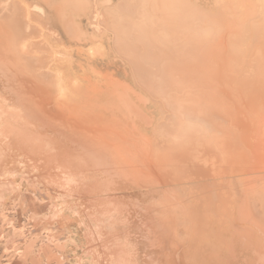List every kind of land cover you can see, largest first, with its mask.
I'll use <instances>...</instances> for the list:
<instances>
[{
    "label": "rangeland",
    "instance_id": "rangeland-1",
    "mask_svg": "<svg viewBox=\"0 0 264 264\" xmlns=\"http://www.w3.org/2000/svg\"><path fill=\"white\" fill-rule=\"evenodd\" d=\"M258 89L264 0H0V264H264Z\"/></svg>",
    "mask_w": 264,
    "mask_h": 264
},
{
    "label": "bare ground",
    "instance_id": "bare-ground-1",
    "mask_svg": "<svg viewBox=\"0 0 264 264\" xmlns=\"http://www.w3.org/2000/svg\"><path fill=\"white\" fill-rule=\"evenodd\" d=\"M223 70H225V69H223ZM225 76V75H224ZM227 77H229V76H227ZM29 83V82H28ZM27 83V84H28ZM35 84V83H34ZM29 85V87H26V90L24 91V92H26L27 91V93L29 94V96H33V97H35V99L38 101V106H36L35 108L38 110V113H41L43 116H44V119H43V121L41 120V121H38V122H36V120L39 118L36 114H34V112L32 111V109H28L25 105H22L23 107H21V109H22V111H24L26 114L25 115H22V112H21V109H20V113L18 112V114H19V118H21L22 117V119H23V121H22V123L25 125V127L24 128H26V127H28V128H34L35 127V129L37 128L38 129V127L40 126L39 124H41L43 127H46V128H48V125L50 124V121L51 120H53V119H51V118H49L48 117V112H47V109H48V104H49V101H48V99L47 98H49V96H47L46 94V92H45V88H43V89H41L40 87H38L37 85ZM25 85V84H24ZM119 85V84H118ZM25 87V86H24ZM24 90V89H23ZM260 89H258L257 91H251L250 92V94H251V97L250 98H248V99H242L241 100V108H240V112L244 115V118H249V128H248V130L247 131H249V135H251V139H252V142H253V144L254 145H252V148H254L253 150L255 151V154H256V156H257V159H256V164H255V166H253V168L251 169V166H250V168H249V166H247L248 168L247 169H251L252 170V172H251V170L249 171V172H247V173H249L250 174V172H251V174H254V176H255V174H263L264 175V115L263 116H257L256 114H257V112H254L253 110H252V106L254 105V104H257V103H259V102H261V98H260V96H261V91H263V90H261V91H259ZM49 93V92H48ZM25 94V93H24ZM124 94V93H123ZM249 94V95H250ZM51 95V94H50ZM260 95V96H259ZM238 96V95H237ZM33 97H31L32 98V100H33ZM51 97V96H50ZM52 98V97H51ZM50 98V99H51ZM240 98V97H239ZM242 98V97H241ZM6 99V98H5ZM33 101H35V100H33ZM14 104V103H13ZM60 105V104H59ZM58 105V106H59ZM15 106V105H14ZM263 107H264V105H262ZM61 107V106H60ZM27 109V111L28 112H31L33 115L30 117L29 116V114H27L28 112L26 111V109ZM51 108V107H50ZM258 108V107H257ZM15 109V108H14ZM54 109H56L55 107H54ZM60 109V108H59ZM64 109V108H63ZM67 111H70V110H67ZM131 111V110H130ZM259 111V110H258ZM57 112H60V110H58ZM239 112V113H240ZM260 112V111H259ZM63 113V112H62ZM66 113V112H65ZM67 113H69V112H67ZM70 113H71V111H70ZM262 113H264V110L262 111ZM17 114V113H16ZM51 114V113H50ZM53 114V113H52ZM61 114V112L59 113V115ZM241 114V115H242ZM27 115V116H26ZM21 116V117H20ZM28 116H29V118H28ZM57 116V115H56ZM77 116H79L78 114H77ZM36 117H37V119H36ZM65 117V116H64ZM18 118V117H17ZM63 118V117H62ZM82 118V117H81ZM85 119V118H84ZM9 121H11L10 120V118H8L7 116H4V118L3 119H0V135H2L3 137L4 136H6V137H8L9 138V135L10 134H8L9 133V131L10 130H12V129H8V125H9ZM17 121V120H16ZM67 121V120H66ZM71 121H73L72 119H71ZM81 121H82V119H81ZM247 121V120H246ZM52 122H54V121H52ZM76 122V121H75ZM245 122V121H244ZM18 123H20V122H18ZM62 123V122H61ZM81 123V122H80ZM21 124V123H20ZM47 124V125H46ZM247 124V123H246ZM44 125H46V126H44ZM23 126V125H22ZM241 126L243 127V125L241 124ZM241 127V128H242ZM27 128V129H28ZM42 128V127H41ZM246 129V128H245ZM7 130H8V132H7ZM17 130V129H16ZM29 130V129H28ZM18 131V130H17ZM31 131V130H30ZM97 131V130H96ZM104 131V130H103ZM246 131V130H245ZM23 132V131H22ZM32 132H35V131H31L30 133H32ZM113 132V131H112ZM242 132V131H241ZM14 132H12V134H13ZM16 133V132H15ZM14 133V134H15ZM35 133H37V132H35ZM100 133V132H99ZM11 134V135H12ZM25 134V133H24ZM91 134H92V132H91ZM21 135V134H20ZM33 135V134H32ZM246 135H248V133L246 134ZM28 136V135H27ZM39 136V135H38ZM42 136V135H41ZM46 135H43L42 137H40L39 136V139L41 138V140H42V138L43 137H45ZM3 137H0V153L2 152V153H4L5 154V156L7 157V159L9 160L10 159V156L11 155H9L8 153H5V151L3 152V148L5 147V144H4V146H3V142H2V140L3 139H5V138H3ZM15 137H18V134H17V136H15ZM19 138V137H18ZM33 138V141H35V142H37V140H36V138L35 137H32ZM47 138V137H46ZM28 139H29V137H28ZM125 139V138H124ZM9 140V139H8ZM13 140H14V138H13ZM17 140V139H16ZM61 140V139H60ZM19 141V140H18ZM17 141V142H18ZM22 141H23V139H22ZM22 141H20V143L22 142ZM30 141H32V139L30 140ZM32 141V142H33ZM130 141V140H129ZM9 142V141H8ZM26 142V141H25ZM60 142V141H59ZM58 142V143H59ZM250 142V141H249ZM19 142H18V144H20ZM29 143V142H28ZM31 143V142H30ZM250 144H251V142H250ZM9 145H11L10 143H9ZM28 145V144H27ZM19 147H20V145H18ZM23 146V145H22ZM35 146V145H34ZM33 146V147H34ZM38 146V145H37ZM14 148V147H13ZM26 148V147H25ZM5 149V148H4ZM23 149H24V147H23ZM68 149V148H67ZM249 149V148H248ZM251 149V148H250ZM27 150V149H26ZM29 150V149H28ZM50 150V149H49ZM64 150V149H63ZM70 150V149H69ZM245 150V149H244ZM52 151V150H51ZM27 152V151H26ZM47 152H49V151H47ZM53 152V151H52ZM247 152H248V150H247ZM251 152V151H250ZM9 153H11L10 151H9ZM36 153V152H35ZM38 153V152H37ZM46 153V152H45ZM70 153V152H69ZM76 153H77V161L79 162V163H82V164H85L86 166H88L89 168H87V169H91L92 171H94V169H93V162H91V161H89V159H90V157H88V156H86V155H84V154H80L78 151H76ZM87 153V152H86ZM8 154V155H7ZM14 154V153H13ZM44 154V153H43ZM53 154V155H52ZM242 154V153H241ZM249 154V153H248ZM247 154V155H248ZM45 155V154H44ZM43 155V156H44ZM50 155H52V156H50L51 157V159L52 160H54L53 158H54V153H50ZM37 156V155H36ZM48 156V155H47ZM56 156V155H55ZM58 156V155H57ZM60 156V155H59ZM90 156H91V154H90ZM12 157H14V156H12ZM11 157V158H12ZM53 157V158H52ZM243 157V156H242ZM41 158H43L42 156H41ZM41 158H39V159H41ZM45 158V157H44ZM43 158V159H44ZM95 158V157H94ZM248 158H249V156H248ZM2 159V158H1ZM3 159L5 160V158L3 157ZM2 159V160H3ZM14 159V158H13ZM12 159V160H13ZM38 159V158H37ZM50 159V160H51ZM55 159H57V158H55ZM63 159V158H62ZM74 159H76V158H74ZM96 159V158H95ZM3 160V161H4ZM11 160V159H10ZM9 160V161H10ZM45 160V159H44ZM97 160V159H96ZM1 161V160H0ZM61 161H63V160H60V162ZM244 161H245V159H244ZM247 162H248V159L246 160ZM2 162V161H1ZM37 163H38V161H36ZM42 162V161H41ZM47 162V161H46ZM60 162H59V164H60ZM64 163H66L65 161H63ZM96 162V161H95ZM3 163V162H2ZM44 163V162H43ZM64 163H62V164H60V165H63ZM4 164V163H3ZM6 164V163H5ZM34 164V163H33ZM238 164V163H237ZM35 165H37L36 163H35ZM41 165H42V163H41ZM56 165L58 166V164H55V167H56ZM68 166H69V164H67ZM102 165H103V162H102V160L100 159L99 161H98V163L96 162L95 163V167H97V166H99L100 168H101V170H103V171H105L104 170V168H102ZM239 165V164H238ZM241 165V164H240ZM38 166V165H37ZM36 166V167H37ZM45 167V166H44ZM49 167V166H48ZM53 167V166H52ZM62 167V166H61ZM64 167H65V165H64ZM70 167H72L71 166V164H70ZM67 167H65L64 169H66ZM246 168V167H245ZM57 169V168H56ZM70 169V168H69ZM72 169V168H71ZM48 170H50V169H48ZM68 170V169H67ZM76 169H74V171H75ZM79 170V169H78ZM78 170H76V171H78ZM237 170V169H236ZM236 170H235V172H236ZM241 170V169H240ZM239 170V171H240ZM42 171V170H41ZM57 171H59V170H57ZM62 171V170H61ZM70 171V170H69ZM73 171V170H72ZM72 171H70V172H72ZM85 171H88V170H86L85 168H83V172H85ZM238 171V172H239ZM254 171V172H253ZM89 172H90V170H89ZM50 173V172H49ZM54 173V172H53ZM69 173V172H68ZM90 173H92V172H90ZM105 174H106V171L104 172ZM243 173V172H242ZM51 174V173H50ZM74 174H75V172H74ZM78 174H79V172H78ZM244 174V173H243ZM61 175H63V174H61ZM69 175V174H68ZM72 175V174H71ZM246 175V174H245ZM260 175V176H261ZM262 175V176H263ZM65 176V175H64ZM74 176V175H73ZM238 176V175H237ZM62 177V176H61ZM75 177V176H74ZM247 177V176H246ZM246 177L245 178H242V179H245L246 180ZM258 177V176H257ZM264 177V176H263ZM64 178V177H63ZM71 178H72V176H71ZM87 178V177H86ZM105 178V177H104ZM250 178V177H249ZM249 178H247V180L249 179ZM259 178V177H258ZM260 178H262V177H260ZM65 179V178H64ZM74 179H76V178H74ZM73 179V180H74ZM82 179V178H81ZM255 179V178H254ZM250 180V179H249ZM78 182V181H77ZM74 183H76V181L74 180ZM254 184H256V183H254ZM76 191V190H75ZM82 193V192H81ZM80 194V193H79ZM84 196V195H83ZM103 196V195H102ZM101 195H100V197H102ZM105 196V195H104ZM98 197V196H97ZM97 201V200H96ZM264 244V243H263Z\"/></svg>",
    "mask_w": 264,
    "mask_h": 264
}]
</instances>
